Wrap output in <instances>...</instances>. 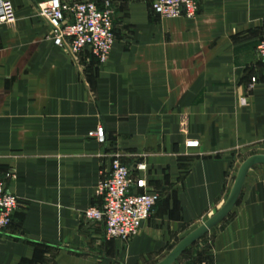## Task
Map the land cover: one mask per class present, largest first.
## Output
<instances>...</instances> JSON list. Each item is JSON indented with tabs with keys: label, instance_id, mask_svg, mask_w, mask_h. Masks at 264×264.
Wrapping results in <instances>:
<instances>
[{
	"label": "crops",
	"instance_id": "0c3cea01",
	"mask_svg": "<svg viewBox=\"0 0 264 264\" xmlns=\"http://www.w3.org/2000/svg\"><path fill=\"white\" fill-rule=\"evenodd\" d=\"M9 1L0 171L17 207L0 231V264H156L223 205L240 164L264 155L255 52L264 0H197L191 18L159 17L153 0H109L114 39L102 63L53 44L38 13L44 0ZM97 125L103 144L87 136ZM186 138L198 146L186 148ZM113 152L134 173L143 159L139 175L158 195L125 241L105 238L102 223L82 214L101 206L94 191ZM185 249L171 264H264V164L248 168L228 212Z\"/></svg>",
	"mask_w": 264,
	"mask_h": 264
},
{
	"label": "built area",
	"instance_id": "2783aa9c",
	"mask_svg": "<svg viewBox=\"0 0 264 264\" xmlns=\"http://www.w3.org/2000/svg\"><path fill=\"white\" fill-rule=\"evenodd\" d=\"M101 2L99 7L94 0H44L38 3V13L49 24L50 38L54 45L62 48L71 58L87 50L102 63L106 60L114 36L109 0ZM196 7L197 0H153L150 10L159 17L191 18ZM14 22L15 13L11 2L0 0V24L12 25ZM255 52L264 72V35L257 41ZM250 81L254 82L255 78L252 77ZM185 122V116L181 115V130H184ZM87 136L100 144L105 143L100 125L88 131ZM183 144L186 148H195L198 140L186 138ZM119 157L118 152L111 153L108 168L96 184L94 193L100 197L101 206H88L82 214L86 220L102 223L105 238L125 241L137 232L141 222L149 216L158 195L147 188L145 178L139 175L145 169L143 159L134 163V173ZM8 177L9 173L0 171V231L9 226L17 207L16 196L6 187ZM192 264L208 263L195 261Z\"/></svg>",
	"mask_w": 264,
	"mask_h": 264
},
{
	"label": "water",
	"instance_id": "95a60500",
	"mask_svg": "<svg viewBox=\"0 0 264 264\" xmlns=\"http://www.w3.org/2000/svg\"><path fill=\"white\" fill-rule=\"evenodd\" d=\"M254 164H264V155H252L246 158L239 166L230 192L223 205L206 221L184 236L166 255L156 264H171L176 257L194 240L219 222L234 204L241 189L244 176L248 168Z\"/></svg>",
	"mask_w": 264,
	"mask_h": 264
},
{
	"label": "rangeland",
	"instance_id": "374dc122",
	"mask_svg": "<svg viewBox=\"0 0 264 264\" xmlns=\"http://www.w3.org/2000/svg\"><path fill=\"white\" fill-rule=\"evenodd\" d=\"M193 247H192V245L188 248V249H185V251H183V253L181 254V255H179V260L180 259H182L183 257H184V254H185V252H187L188 250H190V249H192ZM193 262H195V261H193V260H190V261H186V262H181V263H183V264H192ZM176 263V262H175ZM175 263H173V264H175ZM176 264H179V263H176Z\"/></svg>",
	"mask_w": 264,
	"mask_h": 264
}]
</instances>
